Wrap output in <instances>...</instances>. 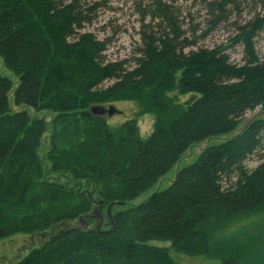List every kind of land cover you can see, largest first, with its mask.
Here are the masks:
<instances>
[{"label": "trees", "instance_id": "16d2710c", "mask_svg": "<svg viewBox=\"0 0 264 264\" xmlns=\"http://www.w3.org/2000/svg\"><path fill=\"white\" fill-rule=\"evenodd\" d=\"M139 1L140 44L112 61L108 40L86 30L105 0H0V60L13 77L0 73V240L42 239L15 264H176L170 251L264 264V227L249 230L264 215V118L207 146L168 186L128 205L188 147L230 135L247 112L264 111V59L254 41L264 14L228 39L242 45L234 63L228 45L196 41L241 0H202L207 29L189 27L190 36L166 0ZM171 92L190 98L178 105ZM128 99L148 101L156 116L146 140L135 119L109 127L89 110ZM41 113L51 115L44 159ZM62 172L73 186L56 179Z\"/></svg>", "mask_w": 264, "mask_h": 264}, {"label": "rangeland", "instance_id": "374dc122", "mask_svg": "<svg viewBox=\"0 0 264 264\" xmlns=\"http://www.w3.org/2000/svg\"><path fill=\"white\" fill-rule=\"evenodd\" d=\"M87 1L94 2L95 0ZM97 1L100 2L102 0ZM202 2V0H166V3L170 4L178 12L179 23L182 26L181 29L187 32V36H190V32H188L189 27L195 26L200 28V30L207 29V20L210 16L206 14ZM104 3L105 6L99 8L100 11L97 14V18L91 25L86 27V30L94 33L98 39L108 40L107 50L105 52L107 59L116 61L129 58L140 44L139 33L141 24L139 10L143 9L144 6L143 4L139 5V0H105ZM257 13H260V15L264 14V9H261V3L258 0H241V5H239L238 10L231 8L227 19L215 26L212 30L207 31L203 38L196 41V44L204 47H213L219 44L228 45L227 54L230 60L234 63L240 62L243 58L242 45L240 43L229 44L228 39L236 34L235 29L238 25H242ZM200 30L198 29L196 35L200 33ZM254 41L259 56L264 59V28L257 34ZM0 73L4 76L12 77L10 76L11 74L4 70L1 60ZM13 82L15 87L17 82L16 80H13ZM167 97L175 102V104L184 105L189 100L190 95L181 96L175 92H171L167 94ZM147 102L143 101L141 103L135 99H128L102 104L106 107L112 106L117 110V113L111 116L105 115L104 119L109 127H119L125 121L135 119L141 140H146L151 135L156 123V116L149 111V104ZM36 116L44 117L48 128L42 137V145L39 149L40 157L44 159L48 147V137L50 134L49 121L51 115L49 113H41ZM257 118H264V111L260 108L247 112L232 134L224 137L209 138L188 147L182 153L176 164L167 173L162 175L155 185L139 193L137 198L131 200L128 205H137L147 199L153 192L168 186L175 178L176 172L194 162L207 146L222 142L224 139L238 134L252 120ZM255 164L253 160L248 161L250 167H254ZM67 176H69L67 173L62 172L55 177L60 182L73 186L67 180ZM90 190V188H87V191ZM255 222L258 225L255 226L253 224L249 228L251 232L258 231V229L264 227V215L261 216V219L259 218V221L257 219ZM102 227L104 229L108 228L107 225ZM41 242L42 239L40 237L36 236L31 240L30 235L22 233L14 234L0 240V264H15L22 258L29 256L32 249H38ZM153 245L169 248V245L166 243H154ZM169 260L176 264H219L217 261L205 256L185 255L173 251L169 253Z\"/></svg>", "mask_w": 264, "mask_h": 264}, {"label": "water", "instance_id": "95a60500", "mask_svg": "<svg viewBox=\"0 0 264 264\" xmlns=\"http://www.w3.org/2000/svg\"><path fill=\"white\" fill-rule=\"evenodd\" d=\"M89 110H90L92 115L98 116V117H104L105 115L111 116V115L117 113V110L114 109L112 106L106 107L104 105H99V104L91 105ZM79 220H81V218ZM86 227H88V224L85 225V228ZM38 236H44V234H41ZM33 237H34L33 235L30 236L31 240L33 239Z\"/></svg>", "mask_w": 264, "mask_h": 264}]
</instances>
